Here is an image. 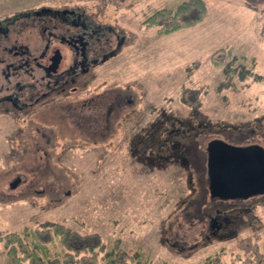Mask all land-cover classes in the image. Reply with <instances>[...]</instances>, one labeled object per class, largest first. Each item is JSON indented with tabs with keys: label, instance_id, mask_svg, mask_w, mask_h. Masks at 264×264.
<instances>
[{
	"label": "rangeland",
	"instance_id": "obj_1",
	"mask_svg": "<svg viewBox=\"0 0 264 264\" xmlns=\"http://www.w3.org/2000/svg\"><path fill=\"white\" fill-rule=\"evenodd\" d=\"M181 1L0 0V23L2 28L9 26L3 34L0 31V38L8 46L25 45L35 53L45 40H55L47 29L31 26L30 15L44 9L72 8L103 25L110 37L104 49L113 50L118 37L124 36L119 51L97 65L87 85L74 95L80 109L84 99L110 102L115 95L123 96L117 105L121 108L111 115L109 136L94 142L78 135L77 147H55L40 159L38 137L29 132L28 122L12 121L10 114L0 113V229L18 230L54 220L78 232L96 231L109 246L119 241L126 256L139 254L134 261L264 264V194L243 200L241 210L229 205L233 209L227 216L234 223L224 234L210 233L213 214L204 212L214 213L215 207L206 182L208 140L264 144V0H205L207 11L201 21L167 34L144 22L154 10L175 7ZM222 46L233 47L236 62L251 68L253 74L245 79L225 75L224 64L211 61L212 51ZM61 48L62 63L67 64L70 52ZM11 70L7 80L22 79ZM4 76L0 69V81L6 80ZM113 101L110 107L114 108ZM97 106L82 109L92 114ZM163 114L193 124L186 140L181 139L187 145L182 153L190 164H149L141 159L145 151L133 146L138 147L153 124L164 120ZM32 118L38 122L39 115ZM173 127L182 126L174 121ZM54 128L66 132L62 123ZM239 132L245 135L238 138ZM55 137L64 143L69 139L68 134L55 133ZM173 138L178 141L179 133L174 132ZM16 178L19 182L11 187ZM43 239L49 254L63 248L55 234ZM104 252L97 254L96 264H105Z\"/></svg>",
	"mask_w": 264,
	"mask_h": 264
},
{
	"label": "flooded vegetation",
	"instance_id": "obj_2",
	"mask_svg": "<svg viewBox=\"0 0 264 264\" xmlns=\"http://www.w3.org/2000/svg\"><path fill=\"white\" fill-rule=\"evenodd\" d=\"M74 10L72 8L44 9L37 10L30 15V23L33 28L38 27V30L47 29L50 36L55 38V42L45 40L42 48L37 51L38 53H34L25 45L13 44L8 46L2 43L3 41L0 38V69L6 73V76H4L6 80L0 81V113L10 114L12 121H20L21 119L28 122L29 132L34 133L33 137H38L37 144H35L43 154L39 157L40 159L46 158L48 151H53L55 147L60 146L59 148H63L64 146L65 149L67 146L70 149L77 147L78 135L89 137L91 140L93 139L92 141H97L99 137L104 139L106 135L109 136L111 115H114V111H118L117 108H121V106H117L122 102L121 97L123 96L121 94L115 95L111 99L112 101L114 100V108L110 107L111 100L108 102L107 98H102L99 102H96L94 97L89 100L84 99L80 103L84 105L82 108L88 106V104L98 105L97 110L96 107L92 110V114L90 111L86 112L78 107V100L74 95H77V92L87 85L88 80L93 77V70L97 65L104 63L109 57L119 51V46L121 41H124V36L118 37L117 47H114L113 50L104 49V46L110 41V37L106 35L103 25L94 23L84 13H78ZM7 29H9V26L6 25L2 28L0 23L1 34ZM61 46L66 47L70 52L67 64L62 63L64 54ZM97 47L100 48L101 52H97ZM53 55H55L57 60L55 65L50 63ZM10 68H12L11 74L14 76L20 75L22 79L12 77L7 80ZM36 72L39 73L38 76ZM24 75H29L31 79L25 80L27 77L25 78ZM63 97L67 98V100L57 104L56 99ZM131 99L132 97H129L127 101L131 102ZM99 106H102V108H99ZM60 108L63 111L59 114L63 118L62 121L59 120V115L56 113ZM37 114L39 115V120L34 122L37 124H34L32 116ZM163 115L164 120L153 124L154 127L148 134L146 131V136L140 138L141 141L138 147L136 145L133 146L141 153L145 151V155L141 159L149 164H155L156 162L161 164L163 161L167 163L177 161L186 164L189 162L190 164V160H187V157L182 153L187 148V145L183 144L184 142L181 139L186 140V132L190 129L191 132L193 131V124L188 122L189 120L186 121L179 117ZM95 120L96 122H94ZM174 121L181 123L182 127L174 129ZM162 122L163 126L160 128L159 126ZM60 123H62L66 131L65 134L69 136L65 143L56 141L55 133L60 135V137L61 135L65 136L61 132L62 129L56 132L54 128L55 126L59 127ZM154 129L156 130L155 132ZM256 131L252 130V132ZM174 132L179 133L178 141L173 138ZM244 135L245 133L240 132L237 134L238 138ZM262 136L264 137V133H262ZM207 143H209V146L208 150H205L206 162L208 163L211 155L215 159V164H211L207 171L206 182L208 181V184H210L212 177L218 176V169L215 167L227 163L222 158L224 156H230L232 160L238 159L237 164L242 167V175L246 181L247 179L254 178L257 180L260 177H264V144L259 141H229L220 138H210ZM93 146L97 147L94 144ZM11 149H16L14 143L11 145ZM244 150L246 152H242ZM230 164L234 165L235 163ZM253 172H258L257 177L253 176ZM209 191L211 192L212 203L215 206L214 213L208 211V209L204 212L209 216L213 214V221L211 224L209 223L210 233L212 234H216V230L218 234H224V231L230 229V224L234 223L227 216L230 209L241 210L239 205L243 204V200L264 194L262 192L251 194L247 197L223 198L214 195L210 185ZM218 205L220 207H217ZM229 205H233V208H227ZM213 224L215 227H213ZM209 235L207 234L206 237H209Z\"/></svg>",
	"mask_w": 264,
	"mask_h": 264
},
{
	"label": "trees",
	"instance_id": "obj_3",
	"mask_svg": "<svg viewBox=\"0 0 264 264\" xmlns=\"http://www.w3.org/2000/svg\"><path fill=\"white\" fill-rule=\"evenodd\" d=\"M206 11L205 0H183L175 7L156 9L146 16L144 22L157 25L159 34H167L195 25L203 19ZM232 48L222 46L214 49L211 61L215 65L223 63L225 75L232 77L237 74L245 79L253 74L252 69L236 62L238 55L232 54ZM54 234L59 237L63 248L58 254H49L43 238ZM118 244L116 241L111 246L107 245L96 231L78 232L60 221L44 220L36 227L25 225L18 230L0 229V264H96L97 254L103 251L105 264H149L148 258L134 261L133 258H139V254L126 256Z\"/></svg>",
	"mask_w": 264,
	"mask_h": 264
},
{
	"label": "water",
	"instance_id": "obj_4",
	"mask_svg": "<svg viewBox=\"0 0 264 264\" xmlns=\"http://www.w3.org/2000/svg\"><path fill=\"white\" fill-rule=\"evenodd\" d=\"M50 63L52 65H55L57 63L55 55H53V57L50 59ZM242 152H246V151L244 150ZM222 158H224L227 163L215 167L218 169L217 172L218 178L212 177L209 184L210 188L214 192L213 193L214 195H218L223 198H231L236 196L247 197L251 194L264 192V177H260V179L257 180H255L254 178L247 179L246 181V179L242 175L243 173L242 167L237 164L238 159L232 160L230 156H224ZM230 163H235V164L232 165ZM211 164L212 165L215 164V159L212 158V155L208 159V168L210 167ZM257 173L258 172H253V176L257 177ZM253 180L255 181L251 183ZM18 182H19V178H16L10 183V186L15 187Z\"/></svg>",
	"mask_w": 264,
	"mask_h": 264
}]
</instances>
